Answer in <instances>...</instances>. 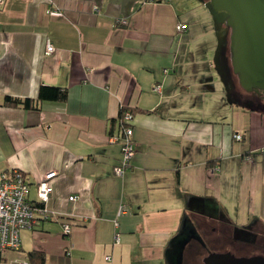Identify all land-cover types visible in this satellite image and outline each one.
I'll use <instances>...</instances> for the list:
<instances>
[{
  "label": "crops",
  "instance_id": "1",
  "mask_svg": "<svg viewBox=\"0 0 264 264\" xmlns=\"http://www.w3.org/2000/svg\"><path fill=\"white\" fill-rule=\"evenodd\" d=\"M225 27L205 0L0 3V172L19 169L39 204L36 181L55 170L54 215L35 211L0 264H181L202 227H264V108L233 97ZM40 84L65 97L3 102ZM120 106L133 152L116 174Z\"/></svg>",
  "mask_w": 264,
  "mask_h": 264
},
{
  "label": "water",
  "instance_id": "2",
  "mask_svg": "<svg viewBox=\"0 0 264 264\" xmlns=\"http://www.w3.org/2000/svg\"><path fill=\"white\" fill-rule=\"evenodd\" d=\"M205 1L212 15L227 27V41L222 40L217 56L224 57L222 67L229 86L232 73L244 91L255 89L264 93V0ZM199 264H264V256L209 251Z\"/></svg>",
  "mask_w": 264,
  "mask_h": 264
},
{
  "label": "built area",
  "instance_id": "3",
  "mask_svg": "<svg viewBox=\"0 0 264 264\" xmlns=\"http://www.w3.org/2000/svg\"><path fill=\"white\" fill-rule=\"evenodd\" d=\"M3 0H0V3ZM174 28L181 30L184 24L177 22ZM54 46L49 38L45 40V52L53 51ZM165 70V68H162ZM158 84H154L157 88ZM131 113L127 108H122L119 115L118 131L109 139L118 138L119 140V158L118 162L112 165V171L120 174L128 165V160L133 152V141L131 139ZM234 139H238L240 134L233 132ZM264 157V148L260 149ZM55 170H49L40 175L36 181V194L40 204L31 202L28 198L29 182L24 178L22 172L17 168L0 172V251L6 247L16 248L20 245V229L31 227L35 211H39L43 216H47L45 200L48 198L52 185L50 177L54 175ZM75 195H68L73 198ZM50 216L54 213H48ZM64 233H68L70 229L69 222H62Z\"/></svg>",
  "mask_w": 264,
  "mask_h": 264
},
{
  "label": "flooded vegetation",
  "instance_id": "4",
  "mask_svg": "<svg viewBox=\"0 0 264 264\" xmlns=\"http://www.w3.org/2000/svg\"><path fill=\"white\" fill-rule=\"evenodd\" d=\"M233 81V79H232ZM243 92H239V91ZM231 91L233 92V97H240L245 99L246 103L257 105L258 107L264 108V93L261 90L251 89L248 91H244L239 86H235L232 82ZM205 231L207 229L204 228ZM209 231V230H208ZM210 232L212 235H219L223 239L219 242H222L224 246H240L241 244L246 246H252L251 251L248 254H261L264 256V227L261 225H253V226H240L236 228H232L230 226H226L221 221H217L214 225L211 226ZM218 232V234H217ZM239 233H244L246 235L244 237H238ZM249 235V236H247ZM195 246H191L189 242L183 246L181 258V264H187L190 261H196L200 256V253H203V247L200 243V240H196ZM221 250H228L227 248H223ZM231 252V251H230ZM232 253V252H231ZM234 254V253H233ZM201 260V258H200ZM200 262V261H199ZM197 262V264H199ZM195 264V263H194Z\"/></svg>",
  "mask_w": 264,
  "mask_h": 264
},
{
  "label": "trees",
  "instance_id": "5",
  "mask_svg": "<svg viewBox=\"0 0 264 264\" xmlns=\"http://www.w3.org/2000/svg\"><path fill=\"white\" fill-rule=\"evenodd\" d=\"M233 83H237V82H234L233 81ZM65 94H66V91H65V88L64 87H60V86H56V85L40 84L39 89H38L37 97H35V98L28 97V96L20 97V96H16V95L6 94L4 96L3 102L4 103H7V104H14V105L32 106V105H36V103H37V101L39 99H42V98H58V99H63L65 97ZM122 108L123 107H121V106L119 107V109H118V115H120V112H121V109ZM191 246H195V244L194 245H191ZM35 253L40 254L41 255V258L43 257L42 256V252H40V251H36V250L29 251V254L30 255L35 254ZM199 261H200V257H198V259H196V261L195 260L194 261L192 260V261L188 262L187 264H191L192 262L195 263V262H199Z\"/></svg>",
  "mask_w": 264,
  "mask_h": 264
},
{
  "label": "rangeland",
  "instance_id": "6",
  "mask_svg": "<svg viewBox=\"0 0 264 264\" xmlns=\"http://www.w3.org/2000/svg\"><path fill=\"white\" fill-rule=\"evenodd\" d=\"M223 39L226 43V41H227V27H225V34H224ZM209 53H210V57H211L212 52L209 51ZM231 77H232L233 81L236 82L234 74L231 73ZM234 84L236 87L238 86L237 83H234ZM229 211L231 212V208H229ZM208 233H209V236L207 235ZM217 234H218V232H217ZM244 236L246 238V235H244V233H239L238 237H244ZM247 236H249V235H247ZM198 237H199L200 243L203 247V251H201L203 253H200V256H199L200 258L209 251H220L223 248L229 249L232 253H234L236 255L248 254L252 249V246H250V245L246 246L243 244H241L240 246H236V247L230 246V245L229 246L226 245V247H225L222 242H219L223 239L222 237H220L219 235H215V236L212 235V233L210 231H208V230L205 231L203 227L200 228ZM192 263L194 264V262H192ZM195 264H197V262H195Z\"/></svg>",
  "mask_w": 264,
  "mask_h": 264
}]
</instances>
